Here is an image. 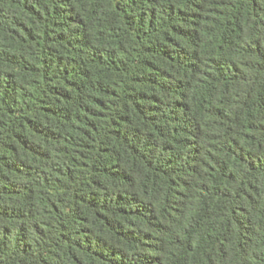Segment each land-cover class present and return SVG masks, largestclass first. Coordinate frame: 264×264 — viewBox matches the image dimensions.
Masks as SVG:
<instances>
[{
	"label": "trees",
	"instance_id": "1",
	"mask_svg": "<svg viewBox=\"0 0 264 264\" xmlns=\"http://www.w3.org/2000/svg\"><path fill=\"white\" fill-rule=\"evenodd\" d=\"M0 264H264V0H0Z\"/></svg>",
	"mask_w": 264,
	"mask_h": 264
}]
</instances>
